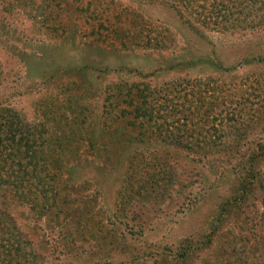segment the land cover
Segmentation results:
<instances>
[{
	"label": "rangeland",
	"instance_id": "obj_1",
	"mask_svg": "<svg viewBox=\"0 0 264 264\" xmlns=\"http://www.w3.org/2000/svg\"><path fill=\"white\" fill-rule=\"evenodd\" d=\"M232 2L210 25L160 0H0V115L71 145L52 203L0 187L2 261L264 264V0ZM38 52L108 70L42 80ZM136 85L155 104L137 118ZM7 232L25 248L5 255Z\"/></svg>",
	"mask_w": 264,
	"mask_h": 264
},
{
	"label": "trees",
	"instance_id": "obj_2",
	"mask_svg": "<svg viewBox=\"0 0 264 264\" xmlns=\"http://www.w3.org/2000/svg\"><path fill=\"white\" fill-rule=\"evenodd\" d=\"M160 2L174 11L178 16H190L193 14L195 16H200L201 19L205 18L204 20L210 22V25L219 24V20L227 18V15L233 17L235 14V11L232 13L230 10L233 8L231 7L233 3L232 0H160ZM236 7L240 8L241 5L237 4ZM230 19L237 21V18ZM250 23H252V21H250ZM21 54L23 55L20 57L26 60L25 54ZM32 58L34 61V66H32L30 69V65L28 66V64H26L27 68L29 67V73H31L33 76H41V78L43 76L44 78L42 80H48L57 72H59L61 76L64 73L73 72L78 76H82V79L86 80V82L90 84L91 75L97 76L100 73H104L108 70L107 65L98 67V64L88 61V59H82L78 57L72 58V61L70 59L69 62L65 64L60 63L61 65L57 63L58 61L46 57L44 52H38L37 55L32 56ZM63 59H66V57L63 56ZM200 61L207 62L209 59L204 57H196L186 61V63H195ZM41 64L42 67H40ZM36 65L40 66L37 68L35 67ZM214 65L215 67H218V63H214L213 66ZM47 70L50 71L48 75H46ZM74 80L78 79L75 78ZM196 81L198 82V80ZM66 82L71 84L73 81L66 80ZM197 84L198 83L192 85L190 90L186 91L184 89L185 91L182 90V92L180 89L176 90L177 88L174 87L173 93H183L180 96V100H183L182 98L186 96V93H202L201 87ZM115 87L116 90H120L122 88L121 84L119 83L115 84ZM135 89L137 91L130 93L139 94L134 97L128 94L127 97L123 99V102L133 107L135 104L141 102V108L138 105L137 107L135 106V108H133L131 111L135 118H137L139 113L142 114L143 112L146 113V111L148 113L154 111V109H150V106H155V104L150 103V106L147 105L148 109H145L147 102L145 101V96L142 95V93L146 92L141 90V88H139L137 85L135 86ZM207 91L209 90L206 88L205 92ZM168 98L173 101L172 104L175 108V106H177V102H179V99L175 100L172 99V97ZM172 101L168 102L171 103ZM186 103L189 102L186 100ZM159 110L160 109L158 108L155 109V111ZM123 112L124 109L121 110V114H123ZM22 126L23 125L19 124L17 118L15 115L11 114V112L7 111V114L5 113L0 115V187L4 184H10V193L17 195V198H23L25 192L24 187L29 185V188L35 193L34 195L38 196L37 201L45 200L52 203L51 200H54L56 197V195H54V192H56V187L60 184L58 181H55L53 176L54 174L52 172L62 168L59 164L54 166V161L56 162V160L53 159L52 156L53 154L59 155L62 151H67V149L69 150L71 145L70 147H68V145H63V150L61 151L59 148H57L58 146L56 147L55 145L48 143L49 137L43 126H26L24 129ZM68 136L70 137V135ZM79 161L81 160L79 159L77 164ZM9 237L10 233L7 232V237L2 238V243L5 244V255L8 256L10 251L9 248L13 245L16 247V251L21 249L23 250L25 248L23 243L18 245V241L16 240H13L12 242L9 241ZM0 264L6 263L0 258Z\"/></svg>",
	"mask_w": 264,
	"mask_h": 264
}]
</instances>
